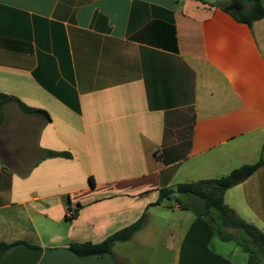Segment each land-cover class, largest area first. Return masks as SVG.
<instances>
[{"label":"crops","instance_id":"1","mask_svg":"<svg viewBox=\"0 0 264 264\" xmlns=\"http://www.w3.org/2000/svg\"><path fill=\"white\" fill-rule=\"evenodd\" d=\"M226 1L0 0V93L49 116L2 106L0 234L14 233L6 209L25 211L36 234L30 210L64 226L81 204L64 231L36 243L41 249L15 246L0 264H178L202 202L187 194L174 205L193 210L187 225L166 218L156 234L148 225L163 216L152 212L163 200L149 205L158 189L264 161V18L237 22L220 9ZM44 150L71 157L41 158ZM30 151L39 155L26 165ZM223 202L264 233V163L226 189ZM144 211V226L113 244L115 260L63 247L99 242ZM214 236L212 251L247 264L233 241L215 251ZM16 239L33 243L3 241Z\"/></svg>","mask_w":264,"mask_h":264},{"label":"trees","instance_id":"2","mask_svg":"<svg viewBox=\"0 0 264 264\" xmlns=\"http://www.w3.org/2000/svg\"><path fill=\"white\" fill-rule=\"evenodd\" d=\"M220 9L230 15L234 20L251 27L256 20L264 18L263 0H228L219 5ZM6 102H14L18 108L27 114L40 115L46 121L49 120L47 112L43 109L25 105L12 95L0 93V124L4 120L2 106ZM74 110H78L76 106ZM62 156L70 158L67 151L44 150L41 158ZM260 157L252 163L242 164L231 169L228 173L215 178H205L196 181L179 182L174 186H166L158 189V195L154 202L149 205H157L162 200L168 199L176 193L192 195L201 200L202 204L194 212V218L189 224L179 248L178 264H232L230 260L209 248V241L213 235H217L221 241L235 242L247 255V264H264V233L253 224L239 218L234 211L223 202V193L254 173L262 164ZM90 185H93L92 177H88ZM181 208H187L181 205ZM81 204L76 203L69 208L68 215L64 216L67 221L77 215ZM145 211L131 224L109 234L99 242L91 241H68L63 247L77 258L101 256L112 254V246L115 242L128 240L135 232L144 226ZM234 231L241 234L236 235ZM23 245L33 249H41L37 244L30 243L25 239L12 241L0 240V259L13 247Z\"/></svg>","mask_w":264,"mask_h":264},{"label":"rangeland","instance_id":"3","mask_svg":"<svg viewBox=\"0 0 264 264\" xmlns=\"http://www.w3.org/2000/svg\"><path fill=\"white\" fill-rule=\"evenodd\" d=\"M222 1V0H221ZM39 153L30 151L25 155V164L30 165L33 160H36L38 157ZM187 194L183 193H176L173 196H171L169 199H164L163 204L165 205L164 207L161 206L159 208H154L152 209V212H160L163 213V216L158 217L157 214H153L151 218L149 219V227L156 228L158 232L156 234L161 235L164 233L166 224L165 222L167 221L166 218H168L172 224L175 223L177 228H181L182 226L187 225L190 217H193V210L189 209H175L174 205L176 203H186L187 201ZM13 210V209H12ZM7 212V213H6ZM5 217L8 215H14L13 218L15 220V228L13 230V234L8 236L4 235L1 236L0 234V240L4 239H9L12 237H28V239L33 242V243H43L44 245L48 243V231H64V229L67 226L68 221L65 219H62V222H64V226H61V222L59 224L51 221L50 219L46 218L44 215L39 214L37 211L34 212L33 210H30L28 215L32 218L33 224L36 227L37 233H30L28 232V227H29V220L26 218L27 213L25 211H8L6 209L4 211ZM187 215L190 217L187 218ZM4 220V219H2ZM167 228H171L170 225L168 224ZM236 235H240L241 233L238 231H234ZM224 244L218 237L214 236V238L211 241V247L215 251H222L220 250L216 244ZM226 244L228 245H223V246H235V243L233 242H227ZM240 252V248H238ZM222 253H226L225 251ZM238 263V260H235Z\"/></svg>","mask_w":264,"mask_h":264},{"label":"built area","instance_id":"4","mask_svg":"<svg viewBox=\"0 0 264 264\" xmlns=\"http://www.w3.org/2000/svg\"><path fill=\"white\" fill-rule=\"evenodd\" d=\"M264 1V0H263ZM70 211L68 210V213H69Z\"/></svg>","mask_w":264,"mask_h":264}]
</instances>
